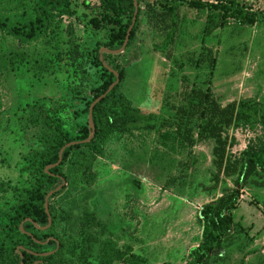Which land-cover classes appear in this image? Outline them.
<instances>
[{"label":"rangeland","instance_id":"obj_1","mask_svg":"<svg viewBox=\"0 0 264 264\" xmlns=\"http://www.w3.org/2000/svg\"><path fill=\"white\" fill-rule=\"evenodd\" d=\"M238 1L264 14V0ZM75 3L78 18L62 17L42 39L20 43L0 34L1 55L22 53L46 63L44 73H33L24 63L0 75V207L15 204L26 188L20 168L37 149L33 117L57 112L68 137L77 136L87 124L86 103L102 81L100 69L92 66L84 48L96 40L102 42L104 33L85 25L96 0ZM30 4L31 0H0V17L20 15ZM180 16L174 39L165 48V33L141 15L132 45L115 62L125 72L119 92L142 112L143 119L130 133L106 142L102 155L93 162L95 180L90 186L72 185L56 200L64 208L59 234L83 245L87 260L94 264L104 240L121 249L130 247L145 264H185L188 251L200 242L198 209L234 187V178L221 177L214 185L212 141L186 149L177 147L171 137L162 138L168 131L162 122L174 115L171 107L180 105L182 93L193 86L203 87L209 69L196 65L201 47L216 58L211 87L222 106L240 100L264 103V22L239 26L230 21L203 39L205 17L185 7L180 8ZM69 34L83 54L84 73L77 81L67 79L66 74ZM259 134L258 128L229 130L235 139L232 156L238 158L247 142ZM262 203L264 189H242L234 212L242 227L209 264H260L264 256ZM84 212L91 213L99 225L82 226ZM54 249L46 243L37 252Z\"/></svg>","mask_w":264,"mask_h":264},{"label":"trees","instance_id":"obj_2","mask_svg":"<svg viewBox=\"0 0 264 264\" xmlns=\"http://www.w3.org/2000/svg\"><path fill=\"white\" fill-rule=\"evenodd\" d=\"M138 10L136 22L129 34L123 51L128 49L135 38L138 22L142 14L156 28L165 33L162 47H168L174 39L176 28L182 21L180 8L200 12L204 17L203 39L209 38L216 30L226 27L230 21L239 26L264 22V14L253 10L238 0H135ZM88 8L86 3L83 4ZM85 25L94 32H103L102 42L96 40L86 46V57L91 58L92 66L100 69L101 85L92 90V98L86 103L84 113L88 115L89 106L106 92L115 81L112 73L103 67L105 62L118 74V84L97 103L91 112L94 127L93 137L88 143L77 144L65 149L57 166L58 153L68 143L82 142L90 134L87 124L79 130L77 136L68 137L62 130L57 112L53 115L44 112L31 122L38 128L37 149L20 168V176L26 185L20 199L12 205L0 207V264H20L18 248H22V264H94L87 260L83 245L62 238L59 234L63 207L59 200L68 191V187L78 183L90 186L95 176L92 165L102 155L106 142L113 136L130 133L132 127L142 121V112L119 92L125 72L115 60L117 55L103 53L102 62L99 51L118 50L126 37L134 13L133 0H96ZM62 17H77L75 0H31V4L22 8L17 16L0 17V34H7L20 43H29L46 37L53 32L57 21ZM181 25V24H180ZM69 49L64 54L67 79L77 81L84 73L83 54L76 41L69 34ZM115 62V63H114ZM30 65L33 73H44L45 62L30 58L27 54L11 53L9 57L0 54V75L13 71L15 65ZM114 64V65H112ZM197 67L206 65L209 69L203 87L193 86L181 95V103L171 107L174 115L162 122L168 131L163 139L173 138L177 147L190 149L204 141H212V165L214 185L221 177L234 178L233 189L220 198L206 203L197 211L196 222L200 228V242L188 251L185 264H209L210 260L234 237L239 222L234 212L241 197V191L247 186L264 189V103L253 100H240L222 106L212 91V77L216 58L211 50L201 47L196 60ZM9 67V69L7 68ZM6 71V72H7ZM56 115V116H55ZM58 117V118H57ZM259 136L247 142L239 157H233L231 149L235 139L228 135L229 130L256 129ZM64 183L61 189L47 200L51 225L48 224L44 211L47 194ZM264 214V203L261 205ZM30 220L31 223L26 222ZM81 225L98 226L99 222L89 213L84 212ZM20 227L23 233L20 231ZM55 246L53 251L37 252L42 242ZM50 253L47 256L43 254ZM264 264V256L259 258ZM97 264H145L143 259L132 253L130 247L118 248L115 242L104 240L101 243Z\"/></svg>","mask_w":264,"mask_h":264},{"label":"water","instance_id":"obj_3","mask_svg":"<svg viewBox=\"0 0 264 264\" xmlns=\"http://www.w3.org/2000/svg\"><path fill=\"white\" fill-rule=\"evenodd\" d=\"M151 1H155V0H151ZM133 5H134V13H133V17H132V20H131V24H130L128 30H127L126 37H125V40H124L122 46H121L118 50H115V51H109V50H106V49H101V50L99 51V55H100V56H99V59H100L101 62H102L101 55H102L103 53H105V54H109V55H117V54H120V53L123 52V50H124V48H125V46H126V44H127V42H128L129 34H130V32H131V30H132V28H133V26H134V24H135V22H136V16H137L138 6H137L135 0H133ZM103 67L106 68V69L108 70L109 73H112V74L114 75V77H115V81H114V83H112V84L108 87V89L106 90V92H104V94H103L102 96H100L99 98H97L96 100H94V101L92 102V104L89 106L88 115H87V127H88V129L90 130V134H89L88 138H87L86 140L82 141V142L68 143V144H66L65 146H63V147L60 149L59 153H58V162H57V164H55V165H53V166H49V167H47V168L45 169V172H47L50 168H53L54 166H57V165L60 163V161H61V157H62V153H63V151H64L65 149H67V148H69V147H71V146L77 145V144H85V143H88V142L91 140V138L93 137L94 127H93L92 117H91L92 108H93L97 103H99V101H100L101 99H103V98H104V97H105V96H106V95H107V94H108V93H109V92L115 87V85L118 84V81H119L118 74H117L115 71H113V70H111L110 68L106 67L104 64H103ZM63 185H64V183L62 182L61 186H59V187L56 188L54 191H52V192H50L49 194H47V196L45 197L44 211H45V214L47 215V220H48V224H47V226H46V227H43V228H39V227H37V226L34 224V227H35V228H37V229H39V230H41V231H44V230H46L47 228H49V226L51 225V218H50V216H49L48 208H47V200H48V199H49L54 193L58 192V191L61 189V187H62ZM26 222L31 223L30 220H26ZM20 231L23 233L21 227H20ZM46 243H48V241H46L45 243H40V244L45 245ZM22 250H23L22 248H18V249H17V252H18V254H19V256H20V260H21L20 264H22V255H21V251H22ZM49 254H50V253L43 254V256H47V255H49Z\"/></svg>","mask_w":264,"mask_h":264},{"label":"crops","instance_id":"obj_4","mask_svg":"<svg viewBox=\"0 0 264 264\" xmlns=\"http://www.w3.org/2000/svg\"><path fill=\"white\" fill-rule=\"evenodd\" d=\"M261 254V253H260Z\"/></svg>","mask_w":264,"mask_h":264}]
</instances>
